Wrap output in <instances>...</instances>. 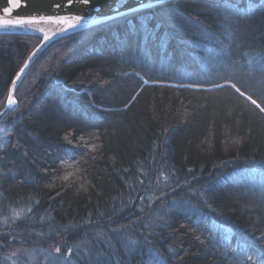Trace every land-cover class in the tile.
Returning a JSON list of instances; mask_svg holds the SVG:
<instances>
[{
	"label": "trees",
	"instance_id": "1",
	"mask_svg": "<svg viewBox=\"0 0 264 264\" xmlns=\"http://www.w3.org/2000/svg\"><path fill=\"white\" fill-rule=\"evenodd\" d=\"M42 39L0 33V112ZM247 96L264 107L261 0H171L51 42L0 121V264H262Z\"/></svg>",
	"mask_w": 264,
	"mask_h": 264
},
{
	"label": "water",
	"instance_id": "2",
	"mask_svg": "<svg viewBox=\"0 0 264 264\" xmlns=\"http://www.w3.org/2000/svg\"><path fill=\"white\" fill-rule=\"evenodd\" d=\"M168 1L171 0H89L85 4L83 0H15L19 7H13V0H0V20H33L31 24L0 26V33L43 35L41 43L33 50L25 62L28 67L24 68L25 64L22 65L21 69H24V71L23 73H21V70L18 72L20 79H14L15 89L13 91L12 83L9 94H12L13 98L15 97L17 85L21 82L38 54H41L51 42L91 26ZM57 4L60 6L57 7ZM6 8L11 9L10 13L5 12ZM76 16L83 17V19L75 28H68L67 24L57 22L60 18H66L75 23L73 18ZM49 17L52 19H48ZM30 57L31 59H29ZM16 107L17 104L12 107L6 105L0 112V121Z\"/></svg>",
	"mask_w": 264,
	"mask_h": 264
},
{
	"label": "snow or ice",
	"instance_id": "3",
	"mask_svg": "<svg viewBox=\"0 0 264 264\" xmlns=\"http://www.w3.org/2000/svg\"><path fill=\"white\" fill-rule=\"evenodd\" d=\"M83 2L85 4H87L89 2V0H83ZM261 3H264V0H261ZM60 5L57 4V7H59ZM13 7H19V4L15 2V0H13ZM249 11H251V8L248 9ZM11 9H5V12H8L10 13ZM48 19H52L51 17H49ZM83 19V17H80V16H76L73 18V20L75 21V23H73L72 20H68L66 18H60L57 22L59 23H62V24H67L68 25V28H75L79 25L80 21ZM31 24L33 23V20H9V19H4V20H0V26H3V27H8V26H18V25H24V24ZM33 55H35V53H33ZM31 59V57L29 58ZM28 67V64L26 63L24 65V68H27ZM24 69H21V73H23ZM17 80L20 79V75L18 74L17 77H16ZM220 87H223L222 85H220ZM231 87L234 88L237 92L240 93V95H246V93L244 92H241L240 88L236 87L235 84H231ZM15 89V82H13V91ZM247 99L251 101V103L253 105H256L257 108L260 109L261 112H264V107H261L260 104L257 103V101L255 99L252 98V96H247ZM17 104V101L16 99L13 98V95L12 94H9L8 98H7V105L9 107H12V106H15ZM67 139V137L65 138ZM66 167H73L71 164H68V165H65ZM65 180L68 179L67 176L64 177ZM29 211H31V209H29ZM21 215V213L19 212H16L15 210L13 211V218H19ZM8 222V219L7 217L4 218V223L7 224ZM225 239H228L227 236H225ZM259 239L264 242V235H262L261 237H259ZM57 252L60 251L59 248L56 249ZM71 253V250H69V254ZM249 260H251V257L249 256L248 257ZM262 264H264V261H262Z\"/></svg>",
	"mask_w": 264,
	"mask_h": 264
}]
</instances>
